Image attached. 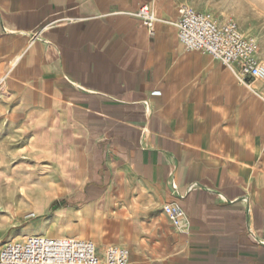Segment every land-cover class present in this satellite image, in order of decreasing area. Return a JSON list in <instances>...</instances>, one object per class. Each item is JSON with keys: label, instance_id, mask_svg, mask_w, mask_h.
<instances>
[{"label": "crops", "instance_id": "0c3cea01", "mask_svg": "<svg viewBox=\"0 0 264 264\" xmlns=\"http://www.w3.org/2000/svg\"><path fill=\"white\" fill-rule=\"evenodd\" d=\"M181 1L0 0V166L48 196L17 236L37 222L131 264H264V100L185 48ZM146 3L153 35L132 15Z\"/></svg>", "mask_w": 264, "mask_h": 264}, {"label": "built area", "instance_id": "2783aa9c", "mask_svg": "<svg viewBox=\"0 0 264 264\" xmlns=\"http://www.w3.org/2000/svg\"><path fill=\"white\" fill-rule=\"evenodd\" d=\"M175 25L188 51H200L233 71L241 84L264 100L256 84L264 85V62L258 56V43L243 33L233 19L220 21L209 12L186 4L178 8ZM132 15L140 18L151 35L160 19L152 5H142ZM239 67L237 69L236 67ZM173 187L176 185L173 183ZM164 211L177 228L186 232L187 216L176 203ZM0 264H131L130 249L110 246L100 255L93 241L65 236L30 234L1 245Z\"/></svg>", "mask_w": 264, "mask_h": 264}, {"label": "rangeland", "instance_id": "374dc122", "mask_svg": "<svg viewBox=\"0 0 264 264\" xmlns=\"http://www.w3.org/2000/svg\"><path fill=\"white\" fill-rule=\"evenodd\" d=\"M181 3L201 12H209L222 22L229 19L236 21L244 34L254 37L257 40L258 56L264 62V0H182ZM13 156L15 157L16 155L14 154ZM15 160L7 165L0 166L4 167V170L0 173V189L3 188L6 192L8 186L6 183H10L17 190L16 199L11 203L6 200V193L3 196L0 195V240L3 237V241L8 238L10 240L14 238L21 239L26 236L22 234L29 233L34 229H40L35 234L51 236V234L46 233V226H39L37 222L20 231L19 235L22 236L18 237L19 235H16L24 226L21 222L28 216L32 214L37 215L44 210L43 205L48 196H41L39 191L33 190V186L31 187L32 190H25V187L21 189L22 186L15 179L6 176L8 172H17V170L21 171L28 167L27 165L14 164L17 162V159ZM36 184L40 186L38 181ZM33 201L38 202L34 203L31 209L32 212L27 215L28 210L24 211L22 208H28ZM12 234L13 236H11ZM2 242L0 243V249L3 244Z\"/></svg>", "mask_w": 264, "mask_h": 264}, {"label": "bare ground", "instance_id": "6f19581e", "mask_svg": "<svg viewBox=\"0 0 264 264\" xmlns=\"http://www.w3.org/2000/svg\"><path fill=\"white\" fill-rule=\"evenodd\" d=\"M259 92H260L261 94H263V91H262V90H259ZM7 180H8V179H7ZM6 185H8V189H7V191H6V195H5V197H6V200H7L9 203H11V202H13V200L16 199L17 193H16L15 190L13 191L14 187L11 186L10 183H6ZM13 192H15V193L13 194ZM0 205H1V200H0ZM37 209H38V208H37ZM38 210H39V209H38ZM31 212H32V211H31ZM31 216H35V214H32ZM33 224H34V223H33ZM18 237H19V236H18Z\"/></svg>", "mask_w": 264, "mask_h": 264}]
</instances>
